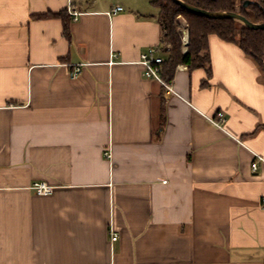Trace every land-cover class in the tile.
Returning a JSON list of instances; mask_svg holds the SVG:
<instances>
[{
	"label": "crops",
	"instance_id": "crops-1",
	"mask_svg": "<svg viewBox=\"0 0 264 264\" xmlns=\"http://www.w3.org/2000/svg\"><path fill=\"white\" fill-rule=\"evenodd\" d=\"M151 2L0 0V264H264V73L210 36L146 79Z\"/></svg>",
	"mask_w": 264,
	"mask_h": 264
},
{
	"label": "trees",
	"instance_id": "trees-1",
	"mask_svg": "<svg viewBox=\"0 0 264 264\" xmlns=\"http://www.w3.org/2000/svg\"><path fill=\"white\" fill-rule=\"evenodd\" d=\"M197 9L210 13H237L254 24L264 23V0H180ZM245 2L251 4L246 8ZM152 6L159 10L164 35L162 45L167 57L162 65V78L167 84L174 80L180 65L189 70L206 68L210 65L209 37L217 36L226 43L236 44L252 59L263 72L264 30H251L240 22L223 19L214 20L186 11L173 0H152ZM36 19L58 18L64 23L65 35L70 39V20L65 13L38 15ZM182 20L189 29L188 52L183 53ZM207 69V68H206ZM212 76L211 68L207 69ZM264 73V72H263ZM204 85H208L205 81Z\"/></svg>",
	"mask_w": 264,
	"mask_h": 264
},
{
	"label": "built area",
	"instance_id": "built-area-1",
	"mask_svg": "<svg viewBox=\"0 0 264 264\" xmlns=\"http://www.w3.org/2000/svg\"><path fill=\"white\" fill-rule=\"evenodd\" d=\"M124 9L122 7H116L112 11L108 13L109 16H115L118 13L122 12ZM70 14L74 17L75 20L80 16L79 12L71 11ZM182 33V43H183V53L186 54L188 52L189 45V29L185 26L180 30ZM163 46H157L150 48L147 52L141 55L140 65L143 67V76L146 79L156 80L162 85L169 87V85L162 78V65L165 62V58L159 54V50L162 49ZM82 73V67L78 66L75 68L73 72V76L75 78L79 77ZM209 122L219 129H224L223 124L226 122L225 114L222 112H218L216 117L207 118ZM107 159H112V154L110 152L106 153ZM258 169V164L255 163L253 165V170L256 172ZM52 188L48 187L46 184H38L35 186V191L38 195H48L52 193ZM264 206V201H263ZM118 235L112 232V241H117Z\"/></svg>",
	"mask_w": 264,
	"mask_h": 264
},
{
	"label": "water",
	"instance_id": "water-1",
	"mask_svg": "<svg viewBox=\"0 0 264 264\" xmlns=\"http://www.w3.org/2000/svg\"><path fill=\"white\" fill-rule=\"evenodd\" d=\"M173 1L176 4H178L181 8L185 9L186 11L190 13L198 15V16H202V17H206V18L214 19V20L230 19V20L240 22L246 28L251 29V30H264V23H261V24L251 23L246 18H244L243 16L237 13H210V12L197 9L193 6H190L180 0H173ZM250 4H251L250 2H245L244 7L247 8ZM263 72H264V65H263Z\"/></svg>",
	"mask_w": 264,
	"mask_h": 264
},
{
	"label": "rangeland",
	"instance_id": "rangeland-1",
	"mask_svg": "<svg viewBox=\"0 0 264 264\" xmlns=\"http://www.w3.org/2000/svg\"><path fill=\"white\" fill-rule=\"evenodd\" d=\"M185 27L186 26V22L182 20V27ZM187 27V26H186Z\"/></svg>",
	"mask_w": 264,
	"mask_h": 264
}]
</instances>
